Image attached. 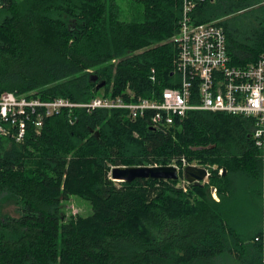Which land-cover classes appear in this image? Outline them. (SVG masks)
Returning <instances> with one entry per match:
<instances>
[{
	"label": "trees",
	"instance_id": "1",
	"mask_svg": "<svg viewBox=\"0 0 264 264\" xmlns=\"http://www.w3.org/2000/svg\"><path fill=\"white\" fill-rule=\"evenodd\" d=\"M182 2L0 0V97L85 103L130 88L154 98L174 87ZM192 16L219 21L234 65L264 56V0H205ZM254 127L252 118L194 111L158 130L125 112L75 109L39 131L30 122L21 143L0 137V264H264ZM182 159L208 168L209 182L184 192L181 171L177 181L111 178L115 167H181ZM73 196L93 212L67 219Z\"/></svg>",
	"mask_w": 264,
	"mask_h": 264
},
{
	"label": "built area",
	"instance_id": "2",
	"mask_svg": "<svg viewBox=\"0 0 264 264\" xmlns=\"http://www.w3.org/2000/svg\"><path fill=\"white\" fill-rule=\"evenodd\" d=\"M182 1L178 30L171 38L178 51L174 63V87L164 88L150 99L138 97L127 88L124 95H101L85 103L64 98L44 101L31 95L5 92L0 97V137L21 143L30 122L39 131L46 118L65 110L125 112L130 121L146 118L158 130H166L177 120H184L190 112L224 113L254 119L251 139L264 164V56L254 64L234 65L228 52L225 29L219 21L194 22L193 10L205 0ZM150 80L153 84L158 83L154 70ZM174 166L182 173L187 166L202 167L185 159H182L181 167ZM205 169L208 176L204 183H208L211 173ZM210 192L219 202L217 188L212 186Z\"/></svg>",
	"mask_w": 264,
	"mask_h": 264
},
{
	"label": "water",
	"instance_id": "3",
	"mask_svg": "<svg viewBox=\"0 0 264 264\" xmlns=\"http://www.w3.org/2000/svg\"><path fill=\"white\" fill-rule=\"evenodd\" d=\"M98 76L94 77V82H98ZM107 85L106 81H101L96 90L100 91ZM208 171L202 167L187 166L183 171V177L188 184L202 186L206 181ZM113 181L132 183L136 180H160L177 181L180 179L179 169L172 166H139V167H115L111 172Z\"/></svg>",
	"mask_w": 264,
	"mask_h": 264
},
{
	"label": "rangeland",
	"instance_id": "4",
	"mask_svg": "<svg viewBox=\"0 0 264 264\" xmlns=\"http://www.w3.org/2000/svg\"><path fill=\"white\" fill-rule=\"evenodd\" d=\"M124 11L127 12L128 8L125 7ZM126 17H127V14L125 13L123 15L122 19L125 20ZM182 176H183V174H182ZM204 184H206V183H204ZM188 185L189 184L187 182L185 183V180L183 177V179L181 181V187L183 188L184 192H188V189H189ZM13 210H14V208H11L9 210V212H11L12 215L15 214V212ZM64 212H65L67 219H68L70 217H75V216H80V215L81 216H88L93 212V209H92V205L88 201H86L80 197L73 196L68 201L64 202ZM221 264H236V263H234L233 261L231 262L228 258H224L222 260Z\"/></svg>",
	"mask_w": 264,
	"mask_h": 264
},
{
	"label": "bare ground",
	"instance_id": "5",
	"mask_svg": "<svg viewBox=\"0 0 264 264\" xmlns=\"http://www.w3.org/2000/svg\"><path fill=\"white\" fill-rule=\"evenodd\" d=\"M1 24V23H0ZM125 116V115H124Z\"/></svg>",
	"mask_w": 264,
	"mask_h": 264
},
{
	"label": "clouds",
	"instance_id": "6",
	"mask_svg": "<svg viewBox=\"0 0 264 264\" xmlns=\"http://www.w3.org/2000/svg\"><path fill=\"white\" fill-rule=\"evenodd\" d=\"M183 174V173H182Z\"/></svg>",
	"mask_w": 264,
	"mask_h": 264
}]
</instances>
